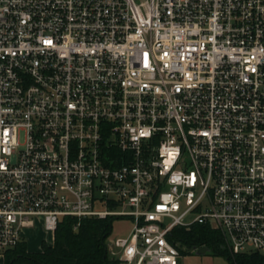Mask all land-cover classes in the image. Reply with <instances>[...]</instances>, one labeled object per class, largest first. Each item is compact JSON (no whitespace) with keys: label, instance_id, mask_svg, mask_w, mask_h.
Listing matches in <instances>:
<instances>
[{"label":"built area","instance_id":"obj_1","mask_svg":"<svg viewBox=\"0 0 264 264\" xmlns=\"http://www.w3.org/2000/svg\"><path fill=\"white\" fill-rule=\"evenodd\" d=\"M108 216L118 264L264 256V0H0V257Z\"/></svg>","mask_w":264,"mask_h":264},{"label":"trees","instance_id":"obj_2","mask_svg":"<svg viewBox=\"0 0 264 264\" xmlns=\"http://www.w3.org/2000/svg\"><path fill=\"white\" fill-rule=\"evenodd\" d=\"M114 216L104 219L77 220L63 217L54 233L51 245L42 243L37 252L27 251L21 243L4 256V264H118L108 251L107 243L112 233ZM177 243L181 255L187 250L203 248L208 253L222 257L228 264H264L258 254L231 255L224 247L219 234L207 226L175 228L169 237Z\"/></svg>","mask_w":264,"mask_h":264},{"label":"rangeland","instance_id":"obj_3","mask_svg":"<svg viewBox=\"0 0 264 264\" xmlns=\"http://www.w3.org/2000/svg\"><path fill=\"white\" fill-rule=\"evenodd\" d=\"M132 228L131 221L126 217H115L112 222V233L110 238L125 237ZM25 245L27 251L36 252L40 250L42 243L48 245L52 244V241L48 234H45L40 228L27 231L25 233ZM249 254V253H248ZM179 264H228L222 257L216 256L211 253L198 254L196 251L187 250L178 260Z\"/></svg>","mask_w":264,"mask_h":264},{"label":"water","instance_id":"obj_4","mask_svg":"<svg viewBox=\"0 0 264 264\" xmlns=\"http://www.w3.org/2000/svg\"><path fill=\"white\" fill-rule=\"evenodd\" d=\"M198 254H206L208 250L206 248L200 249L196 251Z\"/></svg>","mask_w":264,"mask_h":264},{"label":"crops","instance_id":"obj_5","mask_svg":"<svg viewBox=\"0 0 264 264\" xmlns=\"http://www.w3.org/2000/svg\"><path fill=\"white\" fill-rule=\"evenodd\" d=\"M39 251V250H38ZM37 252V251H36ZM3 260H4V258L3 257H0V264H4L3 263Z\"/></svg>","mask_w":264,"mask_h":264}]
</instances>
